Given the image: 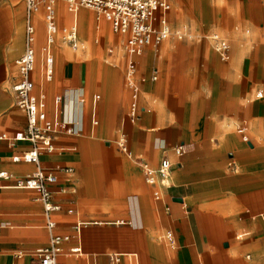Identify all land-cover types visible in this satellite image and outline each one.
Here are the masks:
<instances>
[{
	"label": "crops",
	"instance_id": "1",
	"mask_svg": "<svg viewBox=\"0 0 264 264\" xmlns=\"http://www.w3.org/2000/svg\"><path fill=\"white\" fill-rule=\"evenodd\" d=\"M166 1L171 29L185 27L192 36L171 35L143 50L134 121L128 119L124 36L94 8L72 12L56 0L57 24L78 23L85 43L73 49L56 32L53 79L47 80L44 4L31 14L35 91L46 92L49 107L62 94L61 116L82 130L59 133L58 149L40 155V165L58 175L54 228L36 189L0 178V264H40L33 253L54 233L72 234L59 256L63 264H264V0ZM27 21L25 0H0V134L27 123L13 89L21 79L16 59L27 47ZM216 32L229 43L227 61L207 37ZM121 132L146 163L171 162L158 185L160 199L139 164L115 145ZM30 147L27 140L11 144L0 137V170L34 172L35 163L12 159ZM80 245V252L69 251ZM16 250L24 256L17 258Z\"/></svg>",
	"mask_w": 264,
	"mask_h": 264
},
{
	"label": "built area",
	"instance_id": "2",
	"mask_svg": "<svg viewBox=\"0 0 264 264\" xmlns=\"http://www.w3.org/2000/svg\"><path fill=\"white\" fill-rule=\"evenodd\" d=\"M56 0H25L27 7V28L25 51L17 58L19 66L20 80L13 85L16 96V104L24 109L27 114V123L22 130H18L13 134L3 132L1 138H8L11 144H16L17 141L27 140L31 147L20 153L12 156L14 161H27L36 164L37 169L32 173L17 176L13 171L0 170V178H14L13 184L18 187L33 188L38 191V199L44 202L45 215L49 228L56 226V220L52 218L51 213L61 209V204L53 200L54 190L52 184L58 180L56 169L47 168L40 165V155L43 151L52 152L57 150L55 144V136L65 132L68 134H77L82 129L77 127L74 122L66 120L61 116V103L63 95L55 96L54 106L49 107L46 92L41 90L35 91V80L32 77V72L36 66V26L30 20L33 12L40 9L43 3L45 6L44 19L48 27L46 43L42 45V53L44 59L43 77L47 80L53 79L54 72V56L53 43L55 34L61 31V38L76 49L82 47L78 33V23L75 21L71 25H65L60 28L57 24V8ZM66 6L72 12H77L82 6L92 7L97 12V18H102L111 24L114 32L124 36L123 51L126 61L125 69V86L130 93L129 114L130 121L136 120L138 117V97L139 86L136 80V65L139 56L147 46L158 47L164 39L171 35L181 40L190 38L192 35L185 27L180 29H171L166 18V13L170 9V3L166 0H65ZM212 41L213 50L224 61L230 57L229 43L220 36L217 32L207 35ZM156 79V75L153 76ZM97 97L99 95H96ZM85 100L84 97L81 98ZM97 122V119L94 120ZM240 132L245 131V127L239 128ZM243 140H247L245 135ZM116 146L129 159H133L142 169L145 181L153 187L152 196L155 199H160L158 185L161 181H166L170 172L171 162L168 158L163 157L159 161L157 167H153L146 163L140 156L135 155L127 146V138L124 132H121L116 140ZM176 155L183 153V146L177 145L174 147ZM61 168V167H60ZM68 172H73L72 166L64 168ZM73 211V208H69ZM81 228V222L75 225L76 233ZM72 238L70 233H54L51 235L49 244L44 247L37 248L34 255L39 258L40 264H63L59 256L63 250V243ZM80 246H73L70 252H80ZM22 250H16L14 255L21 258L24 255ZM114 263L119 260V256H113ZM14 264H19L15 261Z\"/></svg>",
	"mask_w": 264,
	"mask_h": 264
},
{
	"label": "rangeland",
	"instance_id": "3",
	"mask_svg": "<svg viewBox=\"0 0 264 264\" xmlns=\"http://www.w3.org/2000/svg\"><path fill=\"white\" fill-rule=\"evenodd\" d=\"M61 40H62V38H61ZM84 43H85V42H84ZM84 43L82 42V45H83V46H84ZM83 46H82V47H83ZM119 135H120V133L118 134V136H119ZM115 145H116V140H115Z\"/></svg>",
	"mask_w": 264,
	"mask_h": 264
}]
</instances>
